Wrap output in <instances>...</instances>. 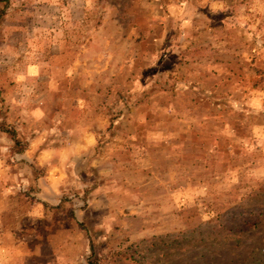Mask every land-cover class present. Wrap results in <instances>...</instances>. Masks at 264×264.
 I'll list each match as a JSON object with an SVG mask.
<instances>
[{
	"label": "rangeland",
	"instance_id": "rangeland-1",
	"mask_svg": "<svg viewBox=\"0 0 264 264\" xmlns=\"http://www.w3.org/2000/svg\"><path fill=\"white\" fill-rule=\"evenodd\" d=\"M0 264H264V0H8Z\"/></svg>",
	"mask_w": 264,
	"mask_h": 264
},
{
	"label": "trees",
	"instance_id": "trees-1",
	"mask_svg": "<svg viewBox=\"0 0 264 264\" xmlns=\"http://www.w3.org/2000/svg\"><path fill=\"white\" fill-rule=\"evenodd\" d=\"M0 4H1V6H0V21H1V19L3 18L4 14L6 12L8 0H0ZM11 134L14 136L13 131L11 132ZM15 143H18L17 139L15 140Z\"/></svg>",
	"mask_w": 264,
	"mask_h": 264
}]
</instances>
